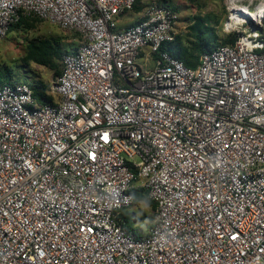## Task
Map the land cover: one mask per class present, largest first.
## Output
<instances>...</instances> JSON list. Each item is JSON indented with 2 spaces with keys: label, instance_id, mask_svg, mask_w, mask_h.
<instances>
[{
  "label": "built area",
  "instance_id": "built-area-1",
  "mask_svg": "<svg viewBox=\"0 0 264 264\" xmlns=\"http://www.w3.org/2000/svg\"><path fill=\"white\" fill-rule=\"evenodd\" d=\"M136 2L0 0V40L21 17L80 40L51 103L0 86V264H264V0H224L233 42L194 69L161 50L170 7L119 28Z\"/></svg>",
  "mask_w": 264,
  "mask_h": 264
},
{
  "label": "rangeland",
  "instance_id": "rangeland-1",
  "mask_svg": "<svg viewBox=\"0 0 264 264\" xmlns=\"http://www.w3.org/2000/svg\"><path fill=\"white\" fill-rule=\"evenodd\" d=\"M140 12H129L120 17L119 21L128 27L138 21L139 15L151 2L171 7L178 15V42L187 48L195 41L197 35L210 40L219 46L226 35L221 32V24L226 11L224 0H140ZM29 28H13L4 39L0 40V82L9 80L24 82L28 85L40 82L45 90L50 89L56 77L44 66L27 61L28 44L30 41L56 40L61 44L64 54L72 53L78 46L79 36L72 31L64 30L56 25L35 21ZM201 32V33H200ZM62 57L58 61L62 68ZM134 210L135 220L130 229L137 235H145L155 216V208L147 200H141Z\"/></svg>",
  "mask_w": 264,
  "mask_h": 264
},
{
  "label": "trees",
  "instance_id": "trees-1",
  "mask_svg": "<svg viewBox=\"0 0 264 264\" xmlns=\"http://www.w3.org/2000/svg\"><path fill=\"white\" fill-rule=\"evenodd\" d=\"M140 0H137L136 4L133 7L131 12H140L142 7L139 5ZM171 8V7H170ZM38 19L33 17H21L16 23L12 24L9 28L10 32L13 28H29L33 22ZM40 21V20H38ZM138 22V21H137ZM136 22V23H137ZM135 24V23H134ZM133 25V24H132ZM201 33V32H200ZM179 36L176 37V40L173 43L165 44L161 47L162 51L168 52L174 58L180 60L187 68L194 69L199 63L200 56L205 52H211L215 48L223 45H231L233 38L226 36L223 39V43L219 46H214V43L210 40L204 39L201 35L195 37V41L191 43V47L187 48L182 46L179 42ZM64 50L60 43L56 40H41V41H30L28 44V53L26 60L32 61L40 66H44L47 69L54 71L53 73L58 76L61 73L59 68L58 61L61 59L64 54ZM5 82H0V86L12 82L8 79L7 76H4ZM29 87L33 90V96L39 103H51L52 98L46 95V90L44 86L40 83L30 84ZM134 205L138 207V203L141 200H147L148 204L155 208V204L147 198L146 194H141L136 191L133 192ZM120 218L124 220L125 226L130 229L129 226L132 225L133 220H135L134 213L130 209H124L120 212Z\"/></svg>",
  "mask_w": 264,
  "mask_h": 264
},
{
  "label": "crops",
  "instance_id": "crops-1",
  "mask_svg": "<svg viewBox=\"0 0 264 264\" xmlns=\"http://www.w3.org/2000/svg\"><path fill=\"white\" fill-rule=\"evenodd\" d=\"M157 3V2H156ZM161 4V3H160ZM173 11H175L173 8H171ZM122 17V16H121ZM120 19V18H119ZM118 19V24H119V28L123 29L125 28V24L123 22H120ZM46 95L50 97V95L48 94V90H46Z\"/></svg>",
  "mask_w": 264,
  "mask_h": 264
},
{
  "label": "water",
  "instance_id": "water-1",
  "mask_svg": "<svg viewBox=\"0 0 264 264\" xmlns=\"http://www.w3.org/2000/svg\"><path fill=\"white\" fill-rule=\"evenodd\" d=\"M252 7V6H251Z\"/></svg>",
  "mask_w": 264,
  "mask_h": 264
}]
</instances>
